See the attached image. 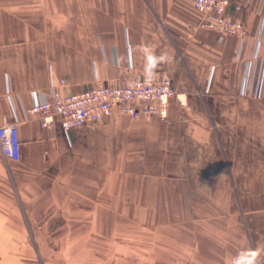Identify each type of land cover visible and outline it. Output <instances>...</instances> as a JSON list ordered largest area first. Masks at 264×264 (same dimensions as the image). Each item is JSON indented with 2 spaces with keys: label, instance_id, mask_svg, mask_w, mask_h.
Returning <instances> with one entry per match:
<instances>
[{
  "label": "crops",
  "instance_id": "obj_1",
  "mask_svg": "<svg viewBox=\"0 0 264 264\" xmlns=\"http://www.w3.org/2000/svg\"><path fill=\"white\" fill-rule=\"evenodd\" d=\"M2 1L0 127L62 80L78 94L154 69L178 98L164 120L115 112L70 141L22 122L10 173L0 152V189L13 183L0 240L36 224L37 240L60 241L61 264H264V87L241 94L245 61L264 60V0L234 14L244 42L201 29L191 0Z\"/></svg>",
  "mask_w": 264,
  "mask_h": 264
},
{
  "label": "built area",
  "instance_id": "obj_2",
  "mask_svg": "<svg viewBox=\"0 0 264 264\" xmlns=\"http://www.w3.org/2000/svg\"><path fill=\"white\" fill-rule=\"evenodd\" d=\"M247 0H191L200 15V28L217 33L220 40L235 37L245 41L247 29L244 22L234 16L241 11ZM260 43V40H258ZM154 69L148 79L134 82L128 87L112 86L65 95L60 86H54L49 99L34 97L30 109L23 118L16 116L11 123L0 127V152L6 164L21 160L19 125L38 119L41 127L62 130L71 140V132L85 124H96L113 113L131 118H167L170 103L178 98L176 87L169 76L155 78ZM264 87V60L258 54L245 61V74L241 94L259 99Z\"/></svg>",
  "mask_w": 264,
  "mask_h": 264
},
{
  "label": "rangeland",
  "instance_id": "obj_3",
  "mask_svg": "<svg viewBox=\"0 0 264 264\" xmlns=\"http://www.w3.org/2000/svg\"><path fill=\"white\" fill-rule=\"evenodd\" d=\"M6 2L14 4V0ZM23 4L30 3L28 0L21 1ZM0 3H3L0 0ZM261 9L264 10V2H261ZM200 16V15H199ZM263 17V16H262ZM264 22V18H263ZM7 171L10 173V164H7ZM1 186V185H0ZM13 183L10 179H6L5 191L0 189V198L2 200H9V190L12 189ZM10 188V189H9ZM11 192V191H10ZM13 199V195L10 193ZM11 213V210H7ZM13 228V238L0 240V264H61L62 263V246L57 239L49 238L48 240L39 241L36 236L39 234L42 225H29L28 238L20 239L21 231L17 226H10ZM57 227V226H56ZM54 226L49 228L53 230ZM155 264H174L171 258L163 257L155 261ZM191 264H212L204 258L196 257Z\"/></svg>",
  "mask_w": 264,
  "mask_h": 264
}]
</instances>
